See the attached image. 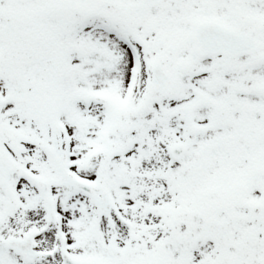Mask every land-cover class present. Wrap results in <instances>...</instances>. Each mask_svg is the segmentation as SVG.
<instances>
[{
    "label": "snow or ice",
    "instance_id": "1",
    "mask_svg": "<svg viewBox=\"0 0 264 264\" xmlns=\"http://www.w3.org/2000/svg\"><path fill=\"white\" fill-rule=\"evenodd\" d=\"M0 264H264V0H0Z\"/></svg>",
    "mask_w": 264,
    "mask_h": 264
}]
</instances>
